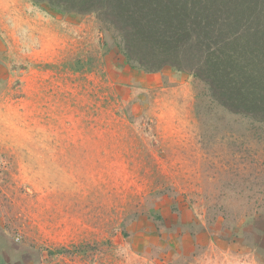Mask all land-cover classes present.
I'll return each mask as SVG.
<instances>
[{
    "label": "rangeland",
    "instance_id": "obj_1",
    "mask_svg": "<svg viewBox=\"0 0 264 264\" xmlns=\"http://www.w3.org/2000/svg\"><path fill=\"white\" fill-rule=\"evenodd\" d=\"M106 33L0 0V264H264L262 132Z\"/></svg>",
    "mask_w": 264,
    "mask_h": 264
},
{
    "label": "trees",
    "instance_id": "obj_2",
    "mask_svg": "<svg viewBox=\"0 0 264 264\" xmlns=\"http://www.w3.org/2000/svg\"><path fill=\"white\" fill-rule=\"evenodd\" d=\"M30 1L61 15H93L126 65L187 73L202 120L221 114L232 119L231 132L242 122L264 136V0Z\"/></svg>",
    "mask_w": 264,
    "mask_h": 264
}]
</instances>
